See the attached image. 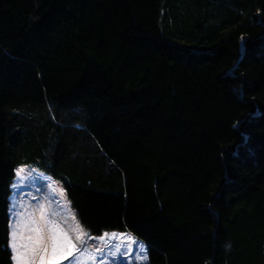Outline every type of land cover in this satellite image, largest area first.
I'll return each mask as SVG.
<instances>
[{
	"label": "trees",
	"instance_id": "trees-1",
	"mask_svg": "<svg viewBox=\"0 0 264 264\" xmlns=\"http://www.w3.org/2000/svg\"><path fill=\"white\" fill-rule=\"evenodd\" d=\"M26 166L144 264H264V0H0V264Z\"/></svg>",
	"mask_w": 264,
	"mask_h": 264
},
{
	"label": "rangeland",
	"instance_id": "rangeland-1",
	"mask_svg": "<svg viewBox=\"0 0 264 264\" xmlns=\"http://www.w3.org/2000/svg\"><path fill=\"white\" fill-rule=\"evenodd\" d=\"M23 171L19 175L16 174L12 184V194L10 197V224L15 213L21 210V205H31L29 211H35L38 214V205L43 201L50 207V213L54 221L69 232L74 238V243L83 251L78 252L70 260L63 261L62 264H76L75 260L80 257H87L88 260L79 264H144L148 262V248L147 246L136 239L137 243L133 245V253L126 254L125 249H122L118 256H110V251H115L110 248V245L121 243L119 236L116 240L111 238V233L107 237L103 235H92L80 222L76 211L73 209L69 201L64 187L32 167H23ZM21 170V169H20ZM19 171V170H18ZM23 177V179H21ZM45 180V181H40ZM15 185V187H13ZM22 185V186H21ZM80 230L79 233L77 230ZM127 236L133 235L129 233H120ZM79 234L80 239H75ZM126 248V245H125ZM11 249V248H10ZM137 250H140L137 252ZM136 254H141L146 257L141 261L135 259ZM91 257H95L92 259ZM14 264V261H13Z\"/></svg>",
	"mask_w": 264,
	"mask_h": 264
},
{
	"label": "snow or ice",
	"instance_id": "snow-or-ice-1",
	"mask_svg": "<svg viewBox=\"0 0 264 264\" xmlns=\"http://www.w3.org/2000/svg\"><path fill=\"white\" fill-rule=\"evenodd\" d=\"M239 123L240 121H237V125ZM22 171L23 169L19 170L17 175ZM31 207V205H21V210L15 213L9 225L11 259L14 264H62L63 261L70 260L78 252L83 251L74 243L73 236L59 223L49 218L43 211L37 215L35 211L27 210ZM77 231L79 233L80 230ZM108 235V233L104 234L105 237ZM118 236L121 243L110 245L109 247L114 248L115 251H110L108 255L118 256L122 249H125L126 254H132V246L137 243L135 237L115 232L111 234L113 240ZM75 239H80L79 234ZM91 258L95 259V257ZM135 259L141 261L146 257L136 254Z\"/></svg>",
	"mask_w": 264,
	"mask_h": 264
},
{
	"label": "water",
	"instance_id": "water-1",
	"mask_svg": "<svg viewBox=\"0 0 264 264\" xmlns=\"http://www.w3.org/2000/svg\"><path fill=\"white\" fill-rule=\"evenodd\" d=\"M245 51V46H243V52Z\"/></svg>",
	"mask_w": 264,
	"mask_h": 264
}]
</instances>
